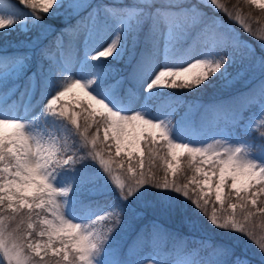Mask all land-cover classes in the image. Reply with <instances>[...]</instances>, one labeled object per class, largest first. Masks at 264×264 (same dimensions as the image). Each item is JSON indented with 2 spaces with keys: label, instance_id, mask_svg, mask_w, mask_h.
<instances>
[{
  "label": "snow or ice",
  "instance_id": "1",
  "mask_svg": "<svg viewBox=\"0 0 264 264\" xmlns=\"http://www.w3.org/2000/svg\"><path fill=\"white\" fill-rule=\"evenodd\" d=\"M58 0H19L30 8L37 19L47 15ZM255 5L264 16V0H244ZM5 4L0 0V5ZM129 9L108 7L105 10L118 18L149 20L153 33L167 28L171 39L177 30L199 25L197 36L206 48L186 66L162 67L148 82L154 87L195 88L220 72L229 62V50L239 51L247 42L240 39L230 23L218 24L217 17L205 22V9L223 13L228 21L238 22L242 32L264 45V27L253 28L249 16L226 7L222 0L187 6L186 0H137ZM203 9V11H202ZM15 22L13 17L0 15V29ZM120 34L99 51L93 60L107 59L120 45ZM251 51V50H249ZM64 54L62 42L43 51L55 58ZM93 79L64 77L62 87L51 95L44 106L46 114L56 117L57 126L44 131L30 130L31 122L10 116H0V254L6 264H98L117 227L124 219L123 210L113 206L110 211L80 222L66 215L65 205L71 184L59 187L54 183L56 173L64 166L72 167L82 159L91 158L108 174L127 201L144 186L172 191L190 201L206 218L208 224L225 232L247 237L264 252V224L258 230L257 218L264 221V162L251 159L243 145L216 141L203 147L175 141L165 120L148 118L143 112L131 115L114 110L103 98L90 91ZM81 93L87 103L80 110L65 99ZM71 125V127H69ZM95 126V132L90 128ZM254 127L264 136V115ZM55 129V131H53ZM186 160L182 167L181 159ZM163 162V176L159 174ZM191 170L190 176L186 175ZM168 212L179 214V207L169 206ZM112 218V224L101 222ZM179 239L171 236L158 223L138 234L132 248L161 245L174 253ZM171 242V244H170ZM211 249V255L224 250ZM133 252V255L138 254ZM190 255V253H187ZM139 264H157L155 260H140ZM175 264H195L176 260ZM235 264H246L237 257Z\"/></svg>",
  "mask_w": 264,
  "mask_h": 264
},
{
  "label": "trees",
  "instance_id": "2",
  "mask_svg": "<svg viewBox=\"0 0 264 264\" xmlns=\"http://www.w3.org/2000/svg\"><path fill=\"white\" fill-rule=\"evenodd\" d=\"M109 1L112 0H64L60 6L55 7L47 15L37 12V15L43 17L37 19L31 12L32 10L21 5L19 0H4L5 4L0 5V9L13 15L33 17L35 21L29 32L0 30V56H25L27 53H31L29 49L34 52L42 46L45 47L41 48L42 50L52 47L55 44L53 36L61 26L74 30L83 19L84 9ZM114 1H121L122 5L137 4V0ZM156 2L160 3L161 0H156ZM199 3L206 4L207 0H186L187 6L198 4L203 7ZM222 3L230 9L235 7L245 19L251 16L252 19L249 22L253 28L264 27V16L255 5L249 6L244 0H222ZM205 13V22L208 18L218 16V24L230 23L235 28L238 37L246 41L247 45L239 51L229 50L236 56V66L226 76L214 75L195 88L166 87L156 93L154 104L157 106V110L167 109L182 101L180 112L173 119V125L175 128L181 126L180 130L184 131L194 129L197 134H188L194 139L202 137L200 135L206 132L208 125L214 123L223 122L231 130H234V119L242 110L246 113V110L264 101V45L243 33L239 23L228 21L223 13H216L212 9H205ZM98 15H100L99 12ZM104 25L96 21L95 31L99 32L97 28L102 30ZM198 31L199 25L188 30H177L174 33L176 40L173 41L172 54L184 51L186 46H192L195 39L198 38ZM149 38L150 36L146 37V40ZM130 41L128 56L125 59L119 62L105 59L104 64L111 75H114L112 67L116 65H120L122 69L130 72L134 62L143 56L146 42L138 37L135 39L132 35H130ZM42 50L35 52V59L43 57ZM134 51L135 56L131 55ZM98 61H90L88 64L94 65ZM69 104L80 110L79 104ZM42 115L49 125L57 126L54 115L45 112ZM239 120L242 121L243 118L240 117ZM90 132H95L94 125L90 128ZM181 165L182 167L186 165L184 158L181 159ZM63 170L69 177H76L78 185L82 184L80 197L78 196L74 202L75 208L80 209L84 206L97 208L102 204L112 203L123 210L122 223L114 231L99 256L102 264H131L137 255L150 250H158L170 258L178 254L179 251L194 247L199 248L195 260L197 264H234L236 255L251 257L254 260L253 264H264V252L260 251L247 237L214 228L182 195L146 185L135 196L124 201L108 174L91 158L82 159L72 167L64 166ZM159 174L161 176L164 174L162 161ZM191 174L192 171L187 170L186 175L190 176ZM169 206L179 207V214L168 212L166 209ZM106 221L109 225L112 224V218ZM154 222L162 225L171 236L179 239L176 242L174 253L170 247L165 249L163 245L159 248L148 246L142 251L132 248L138 234ZM255 224L259 230L264 221L257 218ZM203 241L210 242L214 248L223 249V254L211 255V249L205 247ZM135 251H138V254L133 255ZM0 264H6L2 260V254H0Z\"/></svg>",
  "mask_w": 264,
  "mask_h": 264
},
{
  "label": "rangeland",
  "instance_id": "3",
  "mask_svg": "<svg viewBox=\"0 0 264 264\" xmlns=\"http://www.w3.org/2000/svg\"><path fill=\"white\" fill-rule=\"evenodd\" d=\"M63 1L58 0L55 7L60 6ZM120 3L121 1L112 0L84 9L81 23L72 31L61 26L53 37L54 43L58 39L62 42L64 54L58 53L54 59L44 54L41 59L34 58L35 52L45 48L44 46L39 47L34 52L29 49L31 53H27L25 56H0V116H10L29 121L31 122L30 130L44 131L46 126L54 128L56 126L49 125L42 114L47 99L62 87L61 81L64 77L79 78L85 81L94 78L89 90L103 98L114 110L129 115L140 111L148 118L165 120L168 123L170 135L175 141L203 147L206 144L225 140L233 145H243L249 158L264 162V136L260 135L254 127L256 121L264 115V101L249 108L246 113L242 110L234 119V130H231L223 122L214 123L208 125L206 132L200 135L202 137L196 139L188 136L190 133L197 134L194 129L184 131L180 130L181 126L176 127V129L173 125V118L180 112L182 101L164 110L156 109L155 95L158 90L166 87L157 86L151 90L147 89L146 86L155 72L162 67L186 66L195 58H203L200 53L206 48L203 41L198 37L192 46H186L184 51L173 55L174 48L172 45L176 39L174 34L171 39L168 38L166 27L159 34H156L152 32L151 23L147 19L138 21L136 19L118 18L105 10L108 7L123 10L138 6L135 3L127 5ZM0 15L15 19L12 25L0 29L6 32L11 30L29 32L35 21L33 17L13 15L3 9H0ZM96 21L105 24L102 30L97 28L99 32L95 31ZM117 33L120 34V45L113 56L107 58L113 59L115 62H119L128 56L130 35L146 42L143 56L134 62L130 72L122 69V66L120 68V65H116L112 67L114 75H111L104 64V58L99 59L94 65L88 64L90 61H96L91 58L92 53L106 46ZM149 36V40H146V37ZM131 55L135 56V51ZM229 55L230 59L227 65L215 75L226 76L235 68L236 56L231 51H229ZM65 102L75 105L80 104V102L87 103L81 93H77L75 98L73 93H70ZM240 117L243 118L242 121L239 120ZM64 170L63 168L58 170L54 183L59 187L71 184V191L68 196L62 198L67 201L65 212L70 218L78 220L76 222L94 219L95 215H102L104 211H110L109 208L115 206L108 203L97 208L91 206L75 208L74 202L78 196L80 197L82 184L78 185L76 177H69L64 173ZM100 226L106 228L109 224L105 220L101 222ZM198 252L199 248L194 247L179 251L175 256L167 258V255L165 256L160 251H147L137 255L131 264H139L140 260H155L157 264H175L176 260L192 262L196 260ZM237 257L243 258L246 264L254 263V260L249 256L236 255L235 260ZM97 261L98 264H102L99 257H97Z\"/></svg>",
  "mask_w": 264,
  "mask_h": 264
}]
</instances>
